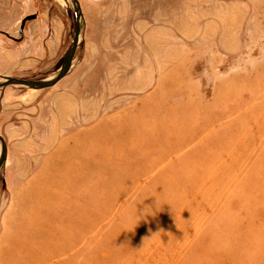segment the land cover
Instances as JSON below:
<instances>
[{"label":"rangeland","instance_id":"374dc122","mask_svg":"<svg viewBox=\"0 0 264 264\" xmlns=\"http://www.w3.org/2000/svg\"><path fill=\"white\" fill-rule=\"evenodd\" d=\"M78 1L71 73L0 90L1 133L73 97L90 137L73 212L19 264H264V0ZM75 30L61 0H0V75L51 77Z\"/></svg>","mask_w":264,"mask_h":264},{"label":"crops","instance_id":"0c3cea01","mask_svg":"<svg viewBox=\"0 0 264 264\" xmlns=\"http://www.w3.org/2000/svg\"><path fill=\"white\" fill-rule=\"evenodd\" d=\"M73 100L63 97L50 122L24 120L2 126L0 133L8 143V202L0 213L1 264H19L27 258L35 249L36 236L44 230L42 244L52 245L51 228L67 219L69 207L71 213L74 210V180L90 172L84 153L78 159L76 153L89 146L90 137L89 128L74 129ZM79 109L82 115L90 112ZM18 237L23 241L15 240ZM24 241L26 245L21 247Z\"/></svg>","mask_w":264,"mask_h":264},{"label":"water","instance_id":"95a60500","mask_svg":"<svg viewBox=\"0 0 264 264\" xmlns=\"http://www.w3.org/2000/svg\"><path fill=\"white\" fill-rule=\"evenodd\" d=\"M68 8H71L76 22V30L72 43L66 51L62 64L55 74L45 79H19L11 76L0 75V90L8 88H19L30 91H42L51 89L61 80L66 78L72 71L76 53L82 44L86 23L84 20L81 4L78 0H61ZM37 15H30L23 19L20 27V34L24 35V29L27 22L36 20ZM8 159V145L6 139L0 134V176L4 180V172ZM5 182V180H4Z\"/></svg>","mask_w":264,"mask_h":264}]
</instances>
